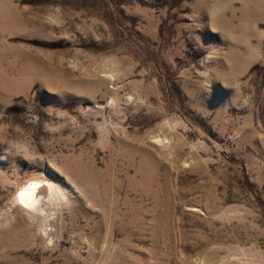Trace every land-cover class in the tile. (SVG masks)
Instances as JSON below:
<instances>
[{
	"label": "rangeland",
	"instance_id": "obj_1",
	"mask_svg": "<svg viewBox=\"0 0 264 264\" xmlns=\"http://www.w3.org/2000/svg\"><path fill=\"white\" fill-rule=\"evenodd\" d=\"M261 2L0 0V264H264Z\"/></svg>",
	"mask_w": 264,
	"mask_h": 264
},
{
	"label": "bare ground",
	"instance_id": "obj_2",
	"mask_svg": "<svg viewBox=\"0 0 264 264\" xmlns=\"http://www.w3.org/2000/svg\"><path fill=\"white\" fill-rule=\"evenodd\" d=\"M261 4L264 5V2H261ZM262 5L260 6L263 7ZM16 197L21 201V206H34L36 204H39L38 202L42 200V187L38 182L35 184L24 186L23 188L18 190Z\"/></svg>",
	"mask_w": 264,
	"mask_h": 264
}]
</instances>
